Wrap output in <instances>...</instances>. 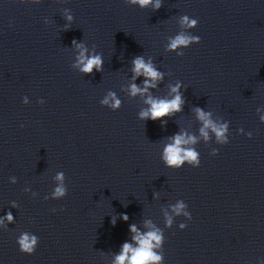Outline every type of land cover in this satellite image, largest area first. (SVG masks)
I'll return each mask as SVG.
<instances>
[{
	"label": "water",
	"instance_id": "1",
	"mask_svg": "<svg viewBox=\"0 0 264 264\" xmlns=\"http://www.w3.org/2000/svg\"><path fill=\"white\" fill-rule=\"evenodd\" d=\"M184 15L197 27L182 25ZM180 33L200 43L170 51ZM84 49L101 55V71H80ZM137 56L163 79L133 96L130 86L145 79L132 70ZM177 83L181 111L140 118L149 96L171 100ZM109 93L121 101L115 111ZM197 108L227 125V144L211 128L205 139ZM261 117L264 0H162L158 10L125 0H0V219L14 217L0 225V264H116L124 243L135 248L137 232L154 230L164 238L154 249L162 264H264ZM177 134L195 138L183 147L200 154L199 167L165 165ZM60 172L67 195L56 199ZM182 200L191 220L172 210ZM23 232L39 238L32 255L19 250Z\"/></svg>",
	"mask_w": 264,
	"mask_h": 264
},
{
	"label": "clouds",
	"instance_id": "2",
	"mask_svg": "<svg viewBox=\"0 0 264 264\" xmlns=\"http://www.w3.org/2000/svg\"><path fill=\"white\" fill-rule=\"evenodd\" d=\"M30 3V4H39L41 0H21V3ZM127 4L138 5L141 9L147 8L150 5L153 10H158L162 6V0H125ZM67 11V10H66ZM66 20L71 22L73 20L72 15H66ZM46 22V21H45ZM182 25H186L189 28L197 27L198 21L196 19L189 18V16L184 15L181 17ZM73 43H76L75 41ZM200 43V37L195 35H189L180 33L176 35L173 39L170 40L168 49L170 51H175L178 48H188L192 44ZM77 47H81V45H77ZM87 49H84L80 52L78 57V67L80 71L85 74H91L93 70L101 71L103 67V59L101 55H86ZM177 55L183 56L184 53H177ZM133 72L135 76L143 75L144 79V87L140 88L135 83L130 86V94L135 96L137 94L143 95L148 91L149 88H155L156 81L163 79V73L156 70L151 62L146 63L142 56H137L133 61ZM135 78V77H134ZM180 84L177 83L175 87L171 88L173 93L176 95L171 99H153L151 96L148 97L146 103L150 105V108L147 111H142L140 113V118L144 120H159L165 116L173 112H179L182 109V104L184 100L182 95L179 92ZM109 97L113 100V103L110 105L111 109L115 111L120 107L121 101L115 98L113 93H109ZM23 102L25 104L28 103V98L24 97ZM43 103V101H41ZM102 103L104 105L109 104V98H105ZM197 117L200 121L203 122L204 127L201 128V134L207 139V132L205 129L211 128L213 132H215L218 142L221 145H225L229 142L225 133L227 131V125L217 126L212 122L209 118L210 113H206L200 108L196 110ZM264 120V117H261ZM251 137V133L248 134ZM172 143L165 146L162 160L165 165L169 168L180 169L185 164L190 165L191 167H199L200 165V154L192 148H185L184 145L194 144L195 138L188 137L185 138L184 135L177 134L172 138ZM218 152L217 149L212 151V155H216ZM64 173L60 172L56 176V180L59 182L56 187L53 197L56 199L64 198L67 195V188L64 185ZM11 183H16V178L11 177ZM27 191V189H25ZM13 207H16V204L13 203ZM173 212L177 215H183L186 219L191 220V214L187 210L186 203L182 200L178 202L173 207ZM7 220L9 223L14 222V217L11 212H8L3 219H0V225L4 223V220ZM123 219L127 220V216H124ZM115 221H113L114 223ZM168 225H171V219L168 220ZM180 229H184L187 227L186 224L181 223L179 225ZM130 230L132 232H137L135 225L130 226ZM133 240L136 241L137 247L133 248V246L129 243H124L122 246V251L119 255L116 256V264H162L164 257L161 254H158L154 249L160 248L164 243V238L162 233L159 230L149 231L144 234H140L137 232V235L133 237ZM39 243V238L28 232H23L17 238V244L19 246L20 252L28 255H32L35 253L36 248Z\"/></svg>",
	"mask_w": 264,
	"mask_h": 264
}]
</instances>
